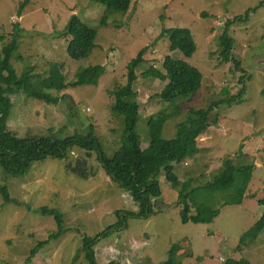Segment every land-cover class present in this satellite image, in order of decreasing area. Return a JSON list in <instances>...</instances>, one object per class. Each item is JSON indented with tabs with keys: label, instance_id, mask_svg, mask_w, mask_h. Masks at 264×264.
Here are the masks:
<instances>
[{
	"label": "rangeland",
	"instance_id": "1",
	"mask_svg": "<svg viewBox=\"0 0 264 264\" xmlns=\"http://www.w3.org/2000/svg\"><path fill=\"white\" fill-rule=\"evenodd\" d=\"M259 5L245 20L246 12ZM73 15L98 33L90 57L78 61L67 54L70 38L65 34ZM108 15L104 26L106 7L91 0H0V51L13 38L15 24L22 29L12 60L18 76L32 67V82L40 84L52 77V66L68 86L61 93L50 92L58 100L53 105L15 94L9 129L22 138L51 132L65 137L94 126L101 148L113 156L121 148L125 124L112 112L110 94L126 86L129 63L147 49L133 88L141 105L137 132L146 149L151 141L149 120L175 108H168L160 98L168 83L143 75L152 67L165 73L168 56L185 60L202 73V88L191 102L177 101L184 114L168 124L166 138L175 137L189 109L206 110L229 101L243 87L247 92L241 105L224 104L212 113L216 124L198 138L201 152L178 168V177L192 187L203 186L217 175L226 158L253 161L244 202L223 207L210 224L183 223L179 192L162 175L163 195L154 200L153 212L134 217L128 214L139 207L108 176L94 151L74 149L66 158L37 159L19 178L6 176L0 166V186L7 187L12 199L5 203L0 194V264H89L82 251L76 258L83 237L95 238L116 224L118 211L126 216L125 226L96 241V264H167L175 246L179 247L176 264H224L228 258L264 264V232L237 250L243 234L264 212L259 204L264 200V0H133L127 13ZM237 17L242 20L229 29L236 40L235 59L227 62L221 55L220 36L226 22ZM174 28L192 32L197 50L190 59H184L171 43L166 31ZM97 65L106 69L97 86L72 87L79 71ZM44 209L63 214L60 238L50 239L58 225ZM40 242L47 243L27 262Z\"/></svg>",
	"mask_w": 264,
	"mask_h": 264
},
{
	"label": "trees",
	"instance_id": "2",
	"mask_svg": "<svg viewBox=\"0 0 264 264\" xmlns=\"http://www.w3.org/2000/svg\"><path fill=\"white\" fill-rule=\"evenodd\" d=\"M106 7V16L102 20L104 26L108 25V14L127 13L133 0H91ZM28 3V2H27ZM26 5H23L24 8ZM260 5L249 9L245 14L248 20L252 12H256ZM237 17L226 22L223 33L220 36L221 55L227 62L234 60L236 40L229 34L230 27L241 21ZM15 34L9 43H6L0 51V166L6 176L19 178L26 174L32 162L52 156L54 158H66L74 149L86 152H95L97 159L104 167L108 176L119 183L132 196L133 201L139 207L129 216L146 217L153 212L154 200L163 195L161 176L165 175L167 181L179 193V204L182 207L181 219L183 223L210 224L217 218L221 209L225 206L241 205L244 202L249 185L253 178L255 163L235 162L228 157L217 175L207 181L203 186L192 187L191 182H182L178 177L179 167L188 159L195 158L201 148L197 144L198 138L204 134L212 123L211 115L220 106H234L242 104L246 97L247 88L243 87L240 94L229 101L214 103L206 110L189 109L185 121L176 127L175 137L166 138L165 130L168 124L183 113L177 101L191 102L202 88L203 75L194 66L185 60H177L168 56L164 63L165 73L152 69L143 76L145 79L154 78L163 83H168L160 95L162 102L168 108H175L171 114L160 113L149 120L150 146L143 148L142 136L137 132V126L141 120V105L139 93L134 91V84L139 80L136 70L145 62L147 49L142 50L127 67L126 86L116 87L110 94L112 112L124 118L125 128L121 136V148L116 150L113 156H107L101 148L94 126H89L86 133L75 132L69 136H61L60 133L51 132L44 137H19L8 127V121L12 112V97L15 94H24L28 99L42 102L46 105L56 104L58 100L50 94L56 90L58 93L68 89L65 78L51 66L52 77L40 84L32 82V67H29L20 77L15 71L12 60L20 47L19 24L14 26ZM66 36H69L67 54L70 59L78 61L90 57L97 39V31L84 22L78 15H73L67 28ZM175 49L180 51L184 59H190L197 50V45L192 32L187 28H174L166 31ZM2 38V36H0ZM106 73L105 66H92L79 71L76 74L77 86H97L101 77ZM244 83V79H240ZM239 101V102H238ZM0 194L5 203L12 202L6 186H0ZM259 204L264 207V200ZM195 209V214L192 210ZM44 214L52 215L58 225V231L50 235V239H58L62 235L63 214L59 211H48ZM116 224L97 235L95 238L84 236L82 249L77 252L85 253L89 264H96V241L105 238L115 230L125 226L126 216H120ZM264 232V212L258 222L240 239L242 245L247 239L255 240ZM47 242H40L30 252L27 262H32L39 251ZM179 247L175 246L170 254L167 264H176ZM114 264V263H113ZM224 264H250L247 260H235L228 258Z\"/></svg>",
	"mask_w": 264,
	"mask_h": 264
}]
</instances>
